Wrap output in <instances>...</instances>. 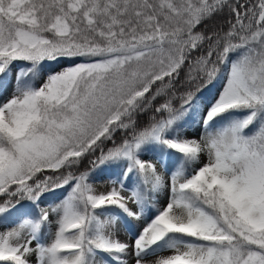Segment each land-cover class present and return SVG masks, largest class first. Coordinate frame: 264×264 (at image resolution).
<instances>
[{
  "label": "snow or ice",
  "instance_id": "snow-or-ice-1",
  "mask_svg": "<svg viewBox=\"0 0 264 264\" xmlns=\"http://www.w3.org/2000/svg\"><path fill=\"white\" fill-rule=\"evenodd\" d=\"M0 227V264H264V0H0Z\"/></svg>",
  "mask_w": 264,
  "mask_h": 264
},
{
  "label": "rangeland",
  "instance_id": "rangeland-1",
  "mask_svg": "<svg viewBox=\"0 0 264 264\" xmlns=\"http://www.w3.org/2000/svg\"><path fill=\"white\" fill-rule=\"evenodd\" d=\"M16 67H17V65H13V75L15 73ZM38 83H39V81H38ZM10 90H11V87L9 85V91ZM199 134H200V130H199L198 127L190 128L188 130V132H187V135H189L190 137L197 138V139L199 138ZM146 158H151V157H146ZM205 160H206V157H205ZM158 167H159V170L161 171V174L167 176L166 169L163 166H160V165H158ZM93 183L95 184V186H96L98 191H106L108 189V187H109L108 181H107V179H106V177L104 175H94L93 176ZM59 191H63V190L61 189ZM167 199H168L167 198V194L160 195L157 198V203L160 206H163V205H165L167 203ZM132 223L137 229L139 228V226H140L139 222L133 221ZM2 230H4V229L2 227H0V231H2ZM54 230L55 229H54V226H53V231ZM116 235L122 241H129V233L124 229V227L122 225H117ZM35 246H36L35 242H33L32 247H35ZM162 254L163 255H168L170 253L166 252V253H162ZM29 259L31 261V264H36L35 255H33ZM151 259H154V258H150V260ZM128 264H134V258L132 256L128 257Z\"/></svg>",
  "mask_w": 264,
  "mask_h": 264
},
{
  "label": "trees",
  "instance_id": "trees-1",
  "mask_svg": "<svg viewBox=\"0 0 264 264\" xmlns=\"http://www.w3.org/2000/svg\"><path fill=\"white\" fill-rule=\"evenodd\" d=\"M242 2L254 3L255 0H242ZM217 20H218V22L222 23L223 22V17H218ZM183 77H184V74L182 73L181 74V80H183ZM206 94H207V89H205L203 93H198L197 95L200 96V95H206ZM177 106H179L178 102H177ZM146 119H147V115L146 114H144V115H142L140 117L141 122L145 121ZM107 146L110 147L111 145L109 144ZM87 167H88V161H87V159H85L83 161V163L80 165V168H81V170H83V169H85ZM94 175H96V174H94Z\"/></svg>",
  "mask_w": 264,
  "mask_h": 264
}]
</instances>
